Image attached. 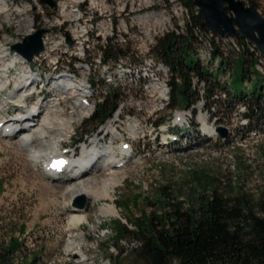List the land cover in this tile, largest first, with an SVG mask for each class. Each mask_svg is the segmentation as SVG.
Segmentation results:
<instances>
[{"label":"rangeland","instance_id":"1","mask_svg":"<svg viewBox=\"0 0 264 264\" xmlns=\"http://www.w3.org/2000/svg\"><path fill=\"white\" fill-rule=\"evenodd\" d=\"M10 1L22 8L25 7L26 11L22 17L30 20L33 28L31 34L25 33L15 14L8 22L0 19L1 55L6 56L10 52V55L16 54L13 46L20 44L25 37L35 34L39 29L45 30L41 38L52 36L56 39L60 38L63 42L59 46L55 45L57 49L54 54L50 52L52 49L48 50L49 45H46L41 52L47 51L38 59L31 62L24 59L27 67L25 71L20 73L18 65L10 70V79H18L21 76L22 79H15L11 87L6 89V94H9L14 85H21L24 80L23 74L30 70L32 74L34 73L33 75L37 73L38 77L44 76L45 79L52 76L59 78L60 75H66L69 72L76 73L78 78L85 75L93 83L92 99L94 101L101 97L110 98L113 94L119 98L125 113L121 120V126H124L121 131L127 134L138 151L147 144L146 141L139 140L140 133H144V128L148 134L147 139L152 143L156 132L149 133L153 128L151 126L157 127V123L158 126H167V123L174 118L176 107L172 108L168 106V103L157 99V93L152 88L153 82L147 77L148 74L156 72L155 68L149 70L143 65L146 59H152L156 63L160 61L154 56L152 50L157 40L167 33L154 34L151 26V29H146V33L155 44L153 42L148 44L141 36L144 24H137L134 20L147 14L150 17L156 13L164 14L165 17H171L176 28V15L172 9L176 0H78V3L72 4L67 3V0H55L54 8L41 4L40 0ZM241 1L246 5L252 4L248 0ZM65 2L67 11L76 12L77 22L60 16L59 6ZM252 2L264 17V0H252ZM147 11L155 13H147ZM103 24L112 25L111 34H105L102 31ZM74 26H78L80 30L85 29L88 33L86 40H82L80 55H77L74 49L77 42H80L73 38ZM103 45L118 47L123 52H127L128 61L118 59L108 63L103 62L100 56ZM52 57H57V64ZM196 58L193 55L188 62H196ZM4 62V59H0V66L6 63ZM202 65L210 67L205 63ZM81 67L87 69L85 74L81 71ZM215 67L212 70H216ZM56 68L61 74L55 73ZM163 79L170 83V75ZM4 81L6 82L7 79ZM250 85L251 83L241 85L236 88V92L241 90L249 92V87L246 86ZM196 86L199 98L192 106L195 112L185 113L186 124L189 127L184 125L187 128H185L184 136L187 138L181 150L173 155L168 153H162L160 156L149 155L139 163L135 162L124 169V178L111 193L119 213L117 217L98 214L99 207L108 201L103 197L96 203L86 198L84 208L75 205L76 199H71V192L64 188L68 183L48 180L14 142L5 143L6 141L0 138V246L6 247L11 238L16 239L21 246L15 249L13 258L20 264H27L32 258H37V264H131L135 257L133 248L138 243L134 238L115 243L112 226L114 227V222L118 220L133 230L131 222L134 218L146 215L154 208L160 207V187L169 186L183 199L188 198L193 192L202 191L204 183H208L211 187L217 186L222 190H233V192L242 188V191L247 194L257 195L264 189V132L258 130L257 135L250 134L255 129L251 126L249 130L242 124L245 117L240 116V109H238L240 103L223 108L218 114L222 117L221 120H208L211 112L216 110L215 102L210 101L209 111H207L203 93L200 95L203 87L201 84ZM43 87L46 92H55L53 85L49 84L47 79ZM52 96L54 97V94ZM38 98L30 96L28 101ZM71 102L72 98L65 97L61 105L66 109L63 115H72L74 119L73 126L69 125L70 135L78 138L90 126L85 124L87 117L81 118L71 113ZM156 103L158 106L160 104L159 111L153 109V104ZM14 106V103L7 101L2 105L0 115L12 111ZM200 114L203 118L207 116L206 122H209L207 125L214 129V137H211L212 134L208 132L201 131ZM47 115H50L49 111H44L43 116ZM129 117L139 122L133 134L132 130L124 125ZM144 120L150 123H141ZM221 127L227 131L224 137L217 132V129ZM54 130H57V126ZM113 138L109 135L101 142L110 145ZM52 141L51 137L47 138V142ZM44 144L43 140L33 139V146L36 148L45 149ZM114 147L116 150V145ZM68 175L66 173L62 178L69 179ZM108 202L111 203V201ZM73 207L84 209L82 212L89 221L75 229L71 228L68 221ZM68 236H74L75 239L72 249H67L65 244ZM78 251L85 253L87 258L85 263H81L77 256L73 255ZM111 257H116L115 261Z\"/></svg>","mask_w":264,"mask_h":264},{"label":"trees","instance_id":"2","mask_svg":"<svg viewBox=\"0 0 264 264\" xmlns=\"http://www.w3.org/2000/svg\"><path fill=\"white\" fill-rule=\"evenodd\" d=\"M182 2L191 10L195 8L192 0ZM248 2L255 5L252 0ZM192 19V25L202 24L200 15ZM152 51L169 67L172 108L190 109L199 98L196 85L201 84L206 107H210V101L215 102L217 111L211 112L214 120L222 119L218 114L223 108L240 103L248 109L245 116L250 127L264 132V75L260 76L254 69L253 54L222 59L216 70L203 67L199 60L188 62L195 56L191 26L186 36L174 32L163 35ZM102 53L105 63L128 56L127 52L109 45ZM246 83H251L246 86L249 92H236V88ZM117 104L115 94L106 98L85 124L95 127L112 115ZM202 186V191L193 192L186 199L169 186H162L160 207L134 218L133 230L121 221L114 222L115 243L129 238L138 243L133 248L135 257L131 264H264V189L250 195L242 188L233 192L208 183ZM20 246L14 238L6 247L1 245L0 264H20L13 258ZM27 264H37V258Z\"/></svg>","mask_w":264,"mask_h":264},{"label":"bare ground","instance_id":"3","mask_svg":"<svg viewBox=\"0 0 264 264\" xmlns=\"http://www.w3.org/2000/svg\"><path fill=\"white\" fill-rule=\"evenodd\" d=\"M76 2L78 3V0H67V3L69 4ZM65 4L66 2L59 6L61 8L60 16L67 17V19L69 18L70 20L77 22L78 18L76 12H74L73 10L67 11ZM24 8L25 7L22 8L19 5H17L15 2H11L10 0H0V19H2L3 22H8L11 18H13V14H15L16 16H18V23L19 25H21L25 33L31 34L30 32H32L31 29L33 28V24L27 18L22 17L23 13L26 11V9ZM170 18L165 17L166 23L168 24L173 23ZM137 19L139 21L141 20L153 21L156 20V15L153 14L150 17L147 14L141 17H137ZM175 20H177L175 22L176 23L175 25H177L175 29H183L184 27L183 15H176ZM151 26L154 34L165 32V26H158V24ZM73 30L78 34V38L80 40L81 37L86 36L87 32L85 29L80 30L78 26H74ZM194 35H196V38H194V45H196L194 48L195 56L197 57L201 65L205 63L206 65L210 66L212 70V68L215 66H217L215 67V69L219 67L220 60L222 59L231 60L230 54H221L220 51H218L216 47L209 41V39L206 38L207 37L206 29L201 28V25L195 26ZM146 36L147 39L149 40L148 44L152 42L154 43V40L150 36H148V33H146ZM46 38L47 37L42 38L43 39L42 43L44 48H46V45H49L48 50L52 49L51 48L52 46L54 47L55 45L59 46V44H62L63 42L62 40H60V38L56 39L52 36H50V38L47 39ZM81 45H82V40L79 43L77 42V46L76 48H74L77 55H80ZM224 48L226 49V51H234L233 42L224 41ZM248 48L250 54H253V63H254L253 66L255 70L259 73L260 76L264 75V56L261 54V52L257 50L254 44H249ZM248 48H241V56H244V54H248ZM45 51L41 52L39 56H42ZM51 51L52 50H50V52ZM216 52L218 53L217 56H216ZM10 54L11 52L6 54V56H9L7 57L8 59L6 58V56L0 54V59L1 60L4 59L6 62V63L4 62L5 64L3 66H0V92L6 90V88H8V84H13L15 82L16 78L10 79L8 76L9 73H11L10 70H12L14 67L18 65L20 67L19 71L21 73L25 71L24 69L27 68L23 61L24 59H26L24 58V56L19 54H14V55H10ZM143 65H145L149 70L155 68L156 72H152L151 74H148L147 77L153 82L152 88L155 89L157 93V99H160V101L162 102L169 103L170 83H168L163 79L165 76L170 75L169 67L166 66L161 60L156 63L152 59H146ZM80 69L81 71H84L83 72L84 74L87 72V69L85 67H81ZM55 73L56 74L60 73L58 68H56ZM33 74H32V70H30L28 73H24L23 74L24 80L21 83V85H14L15 87L13 88V90L9 91V94L4 96L6 97L5 98L6 101L7 100L16 101L18 108L20 110H24L26 108L28 109L26 105H32L33 107L28 110L33 114H36L38 112L40 113V117L38 119H36L35 117L31 118L32 123L35 124V129L24 128L19 133L17 132L15 134H8V135L3 134L0 135V137L6 142L8 141L14 142V144L17 147H19L21 150L24 148L27 151L28 160L32 162L33 165H36L39 163V161H41V164L39 165L38 169L40 168V170L44 171L46 168V161L41 159L44 151L42 149L35 150V152L31 151V149L33 148L31 146L33 139L43 140L45 138L46 140L47 137L48 138L57 137L59 138V142L65 143L70 133V131L68 130L71 127L70 122L73 121L74 119L72 115L69 114L68 116L63 115L65 109L64 107H62L61 101H63L65 97L72 98V102H71L72 107H70L72 108L71 113L77 114L81 118L83 117L85 118L87 114H91L93 112V109L95 107L94 106L95 101L92 99L94 94V88L92 84L89 83L88 78L85 75L84 76L82 75V78H78L76 73L69 72L66 75H62V76L60 75L59 78L52 76L48 79L46 77L49 84L53 85V90L55 91L54 93L46 92L43 87V84L46 81L44 76L38 77L37 73L36 75ZM3 78L7 79V81L5 82ZM21 79L22 76L16 80H21ZM33 91H37V93H32ZM49 93L51 95H49ZM202 93H203V89H201L200 95ZM52 94H54V97L52 96ZM30 96H36V98L37 97L39 98L37 100L28 101V98ZM105 99L106 97L104 98L101 97L100 99H96V100H98V103H100L103 102ZM3 103H5V101ZM159 107L160 104L159 106L157 105V103L153 104V109H155L156 111H159ZM238 109H240L239 111L240 116L246 112L244 106H238ZM44 111H49L50 115H47L46 117L43 116ZM17 119L18 118H13V120L15 121ZM199 119H200L199 123L203 124L201 125L202 126L201 129L204 132L206 131L211 132L210 130L211 127L205 124L206 121L201 114ZM11 122L12 121L10 120V124L16 125V122H12V123ZM107 122H109V120ZM114 122H116V117L114 118L113 116L111 122H109L111 124H109L108 126L107 124L106 125L102 124L100 127L101 129L99 128L98 133L95 134L93 137H91L88 143L78 144V146L81 147V157L78 160L74 161L72 164H70V166L65 167V171H67L69 174L68 176H70L69 179H65V178L63 179L57 173H51V172L46 174V178L50 181L68 183L67 186L64 188H66L67 191L71 192L70 193L71 199L90 198L94 203H96L99 200H101V197H103L105 200L111 201V203L106 201V203L102 204L99 207L98 214L100 216L103 215V216L117 217L119 213L116 205H114L113 203V196L111 195V193L114 192L115 190L114 188L124 178L123 172L125 170L124 169L114 170L112 168L114 164L109 162V158H113L115 154L114 149L112 148L111 144L110 145L105 144L106 146L100 144V142L104 140L106 137H109V135L114 137L115 131L111 132V130L114 129L115 127L112 124ZM124 125L126 128L131 129L133 134L134 132H136L134 128L139 125V122L138 120L129 117V119H127L124 122ZM55 126H57V130H54ZM160 126L157 127L151 126L153 128L152 131H150L149 133L156 132L155 137L152 138V143L157 138V136L160 138L159 141L166 140L168 137V133H169L168 130L170 128L169 124L167 126L166 125H160ZM184 128H186V126ZM138 133H140V131ZM51 144L53 146V143ZM52 160L53 159H48L49 163ZM83 210L84 209L78 207L72 208V213L68 220L70 221L71 228L75 229L77 226L89 222L88 218L82 212ZM74 243H75L74 236H68L67 242L65 243L67 249H72L74 247ZM73 255L77 256L76 258H78L81 263H85L87 260L85 253H83L82 251H78Z\"/></svg>","mask_w":264,"mask_h":264},{"label":"water","instance_id":"4","mask_svg":"<svg viewBox=\"0 0 264 264\" xmlns=\"http://www.w3.org/2000/svg\"><path fill=\"white\" fill-rule=\"evenodd\" d=\"M40 3L55 7V0H40ZM192 4L203 19L201 28L213 34L244 39L254 44L264 56V17L253 4L246 5L241 0H192ZM44 32L43 29L37 30L13 46V50L31 62L43 49L41 37ZM217 132L222 137L227 134L222 127ZM85 202V198H76L75 205L84 208Z\"/></svg>","mask_w":264,"mask_h":264},{"label":"built area","instance_id":"5","mask_svg":"<svg viewBox=\"0 0 264 264\" xmlns=\"http://www.w3.org/2000/svg\"><path fill=\"white\" fill-rule=\"evenodd\" d=\"M173 5L174 6L172 7V9L175 12V15H183V20H184V27H183V29H175L174 23H172V24L166 23L164 14H158V13H156V20H153V21H146V20L139 21V20H134L135 23H137V24H140V25L141 24H144V26L142 27L143 28V31L141 33V36L144 37V41L145 42L148 43V39H147V36H146V29H151V25H157V24H158V26H165V32L166 33H172V32H174L176 35H183V36H186L187 29H188L189 26H191L192 34L194 35L195 25H192V23H193L192 16L199 15L198 8L195 7L194 9L191 10V9H189V7H186L183 4L182 0H176V2H174ZM147 13H155V12H153V11L149 12V11H147ZM145 25H147V26H145ZM111 30H112V25L111 26H108L106 24H103L102 25V31L105 34H109V33L111 34ZM72 34H73V38H74L75 41H81L83 39L86 40V38L88 37V33H87L86 37H81V40H80L78 38V34L74 30H72ZM206 34H207V37L206 38L209 39V41L216 47V49L218 51H220L221 54H230L231 55V60L234 57L241 56V48H248V45L249 44H252L250 42L248 43L247 41L240 42L239 39H237L234 36L231 37V36H222L220 34H218V35L217 34H213V33H211L208 30H206ZM43 38H44V36H43ZM194 38H196V35H194ZM224 41H232L233 42V49H234V51H226V49L224 48ZM105 47H106V45H103V47L101 48V55H100L101 57L103 55L102 49L105 48ZM56 49H57V47H53L52 48V54L55 53L54 51ZM71 54H73V52H71ZM248 54H250L249 48H248ZM127 57H129V55ZM127 57L119 58V60L120 61H128L127 60ZM38 58H39V56L36 57L35 60L38 59ZM52 59H54L53 61H56V64H57V61H58L57 60V57H52ZM129 62H131V61H129ZM32 93H37V91H33ZM169 93H170V85H169ZM97 104H98V100H95L94 106H96ZM26 106L28 107V109H31L33 107L32 105H26ZM65 111H66V109H65ZM89 115L90 114H87V116H89ZM122 115L125 116V113H123V106H122L121 102H119V104H118V106H117V108H116V110L114 112V118L116 117V122L112 123L115 127H114V129L111 130V132L116 131V129H120L121 130V128H124V126H121V120H120V117ZM72 122L73 121L70 122L71 123L70 125L73 126ZM105 123H107V121ZM109 124H111V123H107V126Z\"/></svg>","mask_w":264,"mask_h":264}]
</instances>
